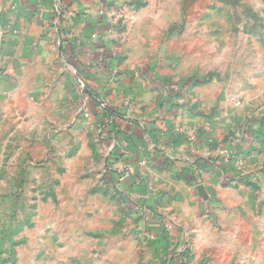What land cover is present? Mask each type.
Instances as JSON below:
<instances>
[{
  "label": "rangeland",
  "instance_id": "obj_1",
  "mask_svg": "<svg viewBox=\"0 0 264 264\" xmlns=\"http://www.w3.org/2000/svg\"><path fill=\"white\" fill-rule=\"evenodd\" d=\"M131 2L121 4H146L153 28H167L161 42L169 46L160 43L169 57L166 98L184 91L183 111L199 120L184 140L196 151V142L206 143L194 167L220 169L223 155L240 159L242 172L249 153H264V0ZM29 63L40 71L22 73L0 60V264H168L177 253L200 261L189 219L194 210L205 214L195 189L200 171L178 153L168 166L184 165L178 167L191 170V180L168 169L152 173L148 162L129 168L121 158L115 166L81 102L84 87L68 73ZM132 181L148 189L140 202L146 214L183 239L169 243L168 232L143 231L144 213L130 201ZM260 234L258 260L249 264H264V224Z\"/></svg>",
  "mask_w": 264,
  "mask_h": 264
},
{
  "label": "crops",
  "instance_id": "obj_2",
  "mask_svg": "<svg viewBox=\"0 0 264 264\" xmlns=\"http://www.w3.org/2000/svg\"><path fill=\"white\" fill-rule=\"evenodd\" d=\"M123 1L0 0V60L17 63L22 73H38L37 67L49 68V73H68L73 84H81V102L107 157L111 162L118 159L115 166L120 165L121 158L128 159L129 168L148 162L152 173L168 169L165 174L172 172L179 181L191 180V176L187 178L191 170L178 167L184 165L168 166L175 160L171 155H181L186 161L182 162L195 172L206 143L202 139L196 142V151L184 140L185 130L199 124L198 118L185 112L186 106L184 111L181 107L184 91L166 98L168 88L163 77L169 57L160 43L164 44L167 28H153L146 4L134 9L123 6ZM131 1L135 6V0ZM164 45L169 46L168 40ZM9 70L7 66L6 73ZM215 134L219 135V130ZM155 151L160 156L154 155ZM222 158L220 169L209 164L204 170L199 166L201 176L195 184L197 200L205 211L201 210L205 214L212 211L211 218L199 216L195 210L189 218L194 225L195 255L200 261L191 263L177 253L168 264H249L258 254L263 244L260 228L264 204L261 212L259 209L264 197V153H249L242 172ZM164 187L161 184L159 189L165 191ZM146 193L131 189L130 201L144 213L142 225L160 237L168 231L141 206L140 201L149 195ZM173 232L165 235L169 243L176 239L178 243L185 236Z\"/></svg>",
  "mask_w": 264,
  "mask_h": 264
},
{
  "label": "built area",
  "instance_id": "obj_3",
  "mask_svg": "<svg viewBox=\"0 0 264 264\" xmlns=\"http://www.w3.org/2000/svg\"><path fill=\"white\" fill-rule=\"evenodd\" d=\"M223 162H225V163H231L232 162L238 171L241 169V166H242L240 159H238L237 157H232V158H228V156L223 157ZM170 228H171L170 226L166 227L165 230L168 231Z\"/></svg>",
  "mask_w": 264,
  "mask_h": 264
},
{
  "label": "trees",
  "instance_id": "obj_4",
  "mask_svg": "<svg viewBox=\"0 0 264 264\" xmlns=\"http://www.w3.org/2000/svg\"><path fill=\"white\" fill-rule=\"evenodd\" d=\"M179 139V138H178ZM116 160H118V159H116ZM115 161V160H114ZM192 177V176H191ZM133 182V181H132ZM131 182V187L133 186V187H135L134 189L135 190H137L140 194H142V195H144V193H146L145 192V189H142V188H139V184L138 183H132ZM135 185V186H134ZM130 187V186H129ZM143 192V193H142ZM140 202H142V201H140ZM142 206V205H141ZM143 228H144V230L147 232V231H150L149 229H148V227L146 226V224H145V226L143 225Z\"/></svg>",
  "mask_w": 264,
  "mask_h": 264
}]
</instances>
